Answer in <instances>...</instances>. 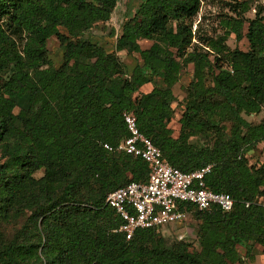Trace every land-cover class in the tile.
<instances>
[{
    "label": "trees",
    "instance_id": "16d2710c",
    "mask_svg": "<svg viewBox=\"0 0 264 264\" xmlns=\"http://www.w3.org/2000/svg\"><path fill=\"white\" fill-rule=\"evenodd\" d=\"M254 1H238L240 17L204 41L193 29L201 0H139L108 51L86 33L111 18L118 0H0V264H243L256 244L264 254V162L247 156L264 142V119L245 118L264 108V10L245 15ZM232 33L250 48L231 49ZM142 39L152 44L142 48ZM122 51L140 56L130 73ZM188 64L194 74L175 136L173 88ZM125 110L171 165L190 172L214 164L207 186L234 197L230 212L189 206L188 217L201 221L200 250L160 232L188 217L129 240L116 231L108 193L149 173L143 158L103 146L129 135ZM23 217L6 238L4 222Z\"/></svg>",
    "mask_w": 264,
    "mask_h": 264
},
{
    "label": "built area",
    "instance_id": "2783aa9c",
    "mask_svg": "<svg viewBox=\"0 0 264 264\" xmlns=\"http://www.w3.org/2000/svg\"><path fill=\"white\" fill-rule=\"evenodd\" d=\"M123 117L129 135L118 144L104 142L109 151H119L143 158L149 164L146 181H131L108 193L106 202L119 216L116 231L131 239L139 229L156 228L185 220L189 206L200 211L217 206L230 212L234 197L227 192L210 189L205 177L214 164L190 172L174 167L162 150L140 130L133 111L125 110ZM249 205V203H247Z\"/></svg>",
    "mask_w": 264,
    "mask_h": 264
},
{
    "label": "rangeland",
    "instance_id": "374dc122",
    "mask_svg": "<svg viewBox=\"0 0 264 264\" xmlns=\"http://www.w3.org/2000/svg\"><path fill=\"white\" fill-rule=\"evenodd\" d=\"M238 1L242 0H201L200 11L198 15L194 18V30H197V34L203 38L202 40H207V38H216L225 31V20L231 17H240L234 8L236 7ZM139 0H118L116 7L113 10L111 18L107 22H99L91 30L86 33V36L93 41H98L104 45L108 51L115 50V40L117 34L121 32V27L123 22L128 18V14L135 12L138 7ZM252 7L248 10L245 15L248 18H253L258 8L261 7L264 10V0H256L251 2ZM264 13V11H263ZM115 32L113 35L112 32ZM244 34L248 31V22L244 26ZM142 48H148L152 41L142 39L140 40ZM227 44L231 49L240 48L242 50H248L250 48V43L247 37H243L237 40L235 33H232ZM206 49L207 46L204 45ZM48 48L50 49V58L58 66L62 61V51L60 48V43L56 37H52L48 41ZM121 59L128 66V73L132 68L139 63L140 56L137 53H128L122 51L119 53ZM227 66V65H225ZM194 66L193 64L185 65L182 68L180 80L174 86V93L177 96V100L172 103L175 110L174 117L169 124L173 129L174 135L177 136L180 130V118L183 114L184 98L186 96L188 87L191 85L193 79ZM207 83H212L208 78ZM144 86L145 90L153 88L152 84ZM245 118L253 123H259L264 119V108L258 114L245 115ZM231 123L226 122L224 124L225 129L222 130V137L227 139L230 132ZM204 135H200L196 138L200 143H206L207 139ZM249 162L254 165H261L264 162V142L259 143L255 148L250 150L247 154ZM43 174L42 171H38L36 175L40 177ZM26 219L17 218L4 222L2 227L6 238L10 239L14 236L18 229L22 228ZM201 221L196 216H190L182 223H177L172 226L163 228L160 230L161 234L167 238L169 242L175 240H185L191 244V248L200 250L199 240H198V230ZM262 247L258 244L255 245L253 250V257L245 259L243 264H264V254L261 253ZM238 250L242 256L245 255V248L239 246Z\"/></svg>",
    "mask_w": 264,
    "mask_h": 264
}]
</instances>
